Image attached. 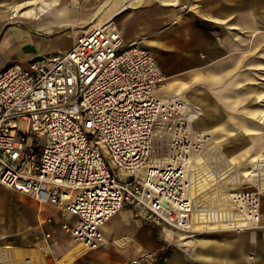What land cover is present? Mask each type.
Returning <instances> with one entry per match:
<instances>
[{
  "label": "built area",
  "instance_id": "2783aa9c",
  "mask_svg": "<svg viewBox=\"0 0 264 264\" xmlns=\"http://www.w3.org/2000/svg\"><path fill=\"white\" fill-rule=\"evenodd\" d=\"M164 82L152 54L125 43L114 19L79 35L63 53L1 70L0 187L75 217L60 229L88 252L103 246L101 228L123 208L192 237L257 229L264 157L251 163L239 188L228 189L224 214L232 226L196 229L197 214L203 221L213 211L191 196L189 162L208 146L209 172L235 174L217 156L212 132L194 127L199 111L156 95ZM168 250L124 264L165 261Z\"/></svg>",
  "mask_w": 264,
  "mask_h": 264
},
{
  "label": "bare ground",
  "instance_id": "6f19581e",
  "mask_svg": "<svg viewBox=\"0 0 264 264\" xmlns=\"http://www.w3.org/2000/svg\"><path fill=\"white\" fill-rule=\"evenodd\" d=\"M143 1L144 3L157 2L161 6L169 8L179 6V0H108L96 9L92 4L86 3V0L83 2L84 6L79 5L77 0H0V31L5 25H13L9 28L10 32L21 33L27 41H32L26 32L18 29L14 24L22 23L27 25L30 30L41 32L43 35H50L53 28L71 27V30L54 38L37 39L36 46L43 53L53 50L52 44L61 39H69L72 44L78 35H86L96 27L113 20L120 13L134 10ZM89 6L93 17L91 21L86 22L89 26L80 30L75 29L74 27L80 24V22L74 20L77 19L76 14L86 16L84 7ZM130 17L122 25L121 35H124L125 30L128 33H130V29L133 30ZM132 33L133 35L137 34V32L136 34ZM252 36L254 37V35ZM199 77V75H196L193 84L189 87L178 82L169 81L170 77H166L167 82L162 86L160 96L163 99L167 97L178 98L199 111L200 117L195 121L194 127L212 132L213 138L211 140L220 149L219 152L216 151L217 156L220 157L223 166L228 168L227 170L231 169L235 174L234 177L223 171L219 176H213L209 172L206 162L209 155L208 146L203 148L188 164L191 196L194 198L199 197L198 200L206 208L213 211L212 214L207 213L208 216L203 221L201 218L203 214H197L195 219L199 225L196 226V229L223 230L232 226L230 219H227L226 214H224L230 207L228 189L239 188L241 186L239 182L246 178L251 163L264 157V110L260 108L252 109L251 105V102L254 103L253 105L263 104L264 96L261 93L255 94L252 99L250 97L246 98V94L243 96L242 91L238 89L240 86L238 79H244V76L236 79L235 83L229 82L227 86H218L219 78L213 76L210 80H207V83L209 81L208 84H205L203 80H198ZM245 80L248 81V78L246 77ZM248 95H251V93L249 92ZM213 118L218 120L217 124L212 123ZM229 121L232 126L227 125ZM236 134L245 137V139L247 136L252 138L242 141L237 147ZM230 165H233L234 168ZM232 181H235V183ZM16 198L17 203L33 208L35 216L39 218L40 207L34 201H29L19 194H16ZM12 209L10 196L0 192V264H51V250L47 241L38 242L34 247L27 249L7 245L8 239L14 235H22V238H26L30 233L24 222H21L20 225L6 224L7 220L12 217ZM117 216L121 219V222L127 223L129 219L128 209L124 208ZM261 222L264 224V216ZM262 226L259 224L258 228ZM103 228H105L104 244L99 249H105L110 243L124 251L131 247L129 237L117 236V230L112 231L107 225H104ZM162 232L169 243L176 244L177 247L189 255L195 256L198 260L206 259L196 251L199 247L208 245L211 242L209 239L188 237L183 232L166 226L163 227ZM241 241L226 239L223 242H218V247L237 250L241 259L245 260L247 255L243 252ZM86 252L87 250L83 245L70 241L68 247L60 258L55 260V263L73 264L74 261L83 257Z\"/></svg>",
  "mask_w": 264,
  "mask_h": 264
},
{
  "label": "crops",
  "instance_id": "0c3cea01",
  "mask_svg": "<svg viewBox=\"0 0 264 264\" xmlns=\"http://www.w3.org/2000/svg\"><path fill=\"white\" fill-rule=\"evenodd\" d=\"M86 3L90 4V2ZM141 3H144V1ZM82 6H84V4ZM90 6L84 7L86 16H79L78 14H76L77 19L74 20L80 22L79 25H81V22H83L82 20L85 21L83 23L85 25L86 21L89 22V13H92ZM136 7L137 8H135L134 10H129L125 15H123L124 12L117 15L115 19L117 29L120 33V29L122 28V25L125 24V20L133 15L132 17H130V24L133 25V30L130 29V33L125 30L124 35H121V33L120 35L125 43H138L141 47L148 50L154 58V54L156 52L155 49L159 47L158 42L159 44L162 42L163 45L166 46V48L173 46V44L171 43L172 39L169 38V36L172 34L170 33L172 32V29L169 25H173L176 20L179 19L182 27L184 25H189L192 26V29H194V31L198 30L196 28L198 24L211 26L212 28H214L213 32H209L211 34H208L204 30L201 31L199 29L198 38L193 40L194 44H196V47L194 46V49L200 48V50L206 52L205 57L206 60L209 61V64L204 65V71L209 68L214 63V61L217 60H220L217 63L220 64L221 67H224V69H222L224 71H222L221 74L236 73L238 71L236 70L237 67H239L241 64L243 67L247 68V71L245 72V74H239V76H234L236 74H232L233 77L231 76V78L233 79L230 82L235 83L236 79H238L240 76H244V79L240 80L246 81L245 78L247 77L248 81L246 82L249 83L252 81L250 77V69L262 67L257 63V60L260 58L256 57H264V48L261 49V53H259V50H257L258 48L257 46H255V43L256 40L260 39H263L264 41V0H179V6L175 8H157L145 5ZM166 8H169V10L171 11L165 12ZM11 26L13 25H5L0 31V53L5 52V45L11 44V49L6 50V53L3 54H7L6 56L10 55L11 57L9 62L6 61L4 64V66L7 65L6 67L14 62H23L27 60L31 56L29 53V49L31 47H36V55H47L54 53H63L69 50L72 46L71 41L69 39H66L67 42L65 45L54 47L53 50L42 53L36 46L37 39L34 38V36H32L28 30L18 28L23 32H26L30 36L32 41H27L25 38H23L24 35H22L21 33L10 32L9 28ZM70 28L71 27L53 28L51 34H53L54 30L59 31L60 34H62L63 32L69 31L67 29ZM200 31L204 33H200ZM132 32H134L135 34L137 32V34L133 35ZM51 34L49 36L50 39L60 35L58 34L55 36ZM158 35L162 37L161 42L156 41ZM252 35H254V37ZM150 36H155V38H151V40L149 39ZM244 41H252L251 46L243 48L242 44H244ZM156 62L158 63L157 60ZM193 62L197 63L196 61ZM185 68L186 66L183 63H180L178 66V69H181V72L185 71ZM160 70L162 72L161 67ZM195 73L201 75L199 77V80H203L205 84H208L209 81L207 83V80H210V78L212 77H205L197 71H195ZM169 77V81L173 82L174 80H171L172 77ZM213 77L218 78V76ZM162 86H160L155 91L156 95L160 98H162L160 96ZM251 91L252 90H248L247 97H250L252 99V97L257 93H252ZM249 92L251 93V95H248ZM253 104L254 103L251 102L252 109L260 108L264 110V103L257 105ZM211 121L212 123H218V120L214 118ZM227 125L232 126L230 121L229 123H227ZM235 138L237 147H239L242 141L249 140V138L252 137L247 136L245 139V137L239 135L237 136L236 134ZM0 188L7 192L6 195L10 196L11 199L13 198V196L16 197V194H19L14 191L6 190L2 187ZM23 197H25L29 201H34L29 197ZM35 203L40 207L39 218L35 216L33 208L22 205L19 202L18 206L13 203V209L16 210L18 214L22 212V222H24L30 230V233L26 238H22V235H20L21 239H35L37 243L41 241H47L51 250V264H56L55 260L60 258L61 254L68 247L69 242L72 241L70 236L60 229V225L62 223L72 225L75 222V217L66 213H61L60 215V211L52 203L42 205L38 204L37 202ZM27 208H29V210ZM118 213H120V211ZM118 213L105 224L107 225V227L110 228V226L116 224L115 222L118 218ZM128 213V222H122L124 226H119L117 228V236L124 235L126 237H129L131 239V247L124 251L121 248H117L110 243L105 247V249H99L100 258H104L107 264H124L125 262L139 256L143 252L160 250L166 246H169L167 259L165 261H159L155 264H264V224L261 222V219L264 216V203L262 204L260 211V225H263L261 228L259 227L257 229L248 230L243 233L217 231L203 233L199 236H196L206 238L211 241L208 245L199 247L196 251L200 255L204 256L206 258L205 260H198L195 256L193 257L181 248L177 247L176 244H171L166 241L165 237L162 235L163 227L165 226L160 227L145 223L141 219L134 217L129 209ZM155 226L159 227V240L156 238L153 232V228H156ZM104 229L105 228H101L103 237ZM46 234H49L48 238L45 237ZM187 236L192 237L189 235ZM66 237H68L69 239H67ZM226 239L232 241L234 239H237L238 241L242 240L241 242L243 244V252L247 255V258L245 260L241 259V256L239 252H237V250H233L231 248H219L218 242H223ZM91 253L92 252L87 251L83 257L74 261L73 264L84 263L86 258L91 257Z\"/></svg>",
  "mask_w": 264,
  "mask_h": 264
},
{
  "label": "rangeland",
  "instance_id": "374dc122",
  "mask_svg": "<svg viewBox=\"0 0 264 264\" xmlns=\"http://www.w3.org/2000/svg\"><path fill=\"white\" fill-rule=\"evenodd\" d=\"M108 0H86V2H90V4H92L94 6V9L100 7L102 4L106 3ZM84 0H77V3L79 5H83ZM153 6V7H157V8H162L163 6L159 5L157 2H151V3H140L138 6ZM129 10L125 11L123 13V15H125ZM171 10H169V8L165 9V12H170ZM88 12V11H86ZM89 20L91 21L93 19L92 14L89 13ZM117 17V16H116ZM116 17L114 18V21L116 19ZM83 22H81V25L75 27V29L80 30L81 28H87L89 25H85L83 24L85 21L82 20ZM87 22V21H86ZM116 24V22H115ZM14 26H16L17 28L23 29V30H28L29 33L34 36V38L36 39H41V38H49L50 35H43L41 32H33L31 30H29V28L27 27V25H24L22 23H18V24H14ZM172 29V33L169 38L172 39V44L173 46H170L168 48H166V46L163 45V43L161 42L162 37H160V35L157 36L156 41H160L161 43L159 44L158 42V46L154 54L156 60L158 61L161 69H162V74L164 75L165 79L166 77L171 76L172 79L180 84H183L186 87H189L193 84V80L194 77L196 75H199L198 73H195V71L200 72L203 76L205 77H210V76H218L219 78V83L218 86L221 85H228L230 81H232L233 78H231L230 76L232 74H236L234 76H239V74H245V72L247 71L246 67H243L241 64L239 67H237L236 70H238L236 73H228V74H221L222 69H224V67H221L220 64H218L217 62H219L220 60L214 61V63L207 68L204 71V65L209 64V61L206 60L205 54L206 52H204L203 50H200V48H196V44H194L193 40L198 38V34H199V29L201 31H205L208 34H211L209 32H213L214 28H212L211 26H205V25H201L198 24L197 25V29L196 31H194V29H192V26H186L184 25L182 27L180 20H176V22L173 25H169ZM71 29V28H70ZM67 29V30H70ZM200 33H204L201 32ZM63 32V31H61ZM60 34L59 31H55L53 32V34L51 35H58ZM161 34V33H158ZM156 36V35H155ZM154 37H149V39L151 38H155ZM152 40V39H151ZM67 42L66 39H61L59 40V42L53 43L52 44V48L54 47H60L62 45H65ZM252 41L248 42V41H244V44H242L243 48H247V46H251ZM195 46V47H194ZM255 46H257V50H259V53H261V49L264 48V41L263 39L260 40H256ZM6 50H10L11 49V44L9 45H5ZM152 51V49H151ZM49 52V51H46ZM4 53H0V70H3L7 65L4 66L5 62H9L10 60V55L6 56L3 55ZM8 53V52H7ZM29 53L31 56H35L37 54V49L36 47H31L29 49ZM9 54V53H8ZM256 58H260L257 60V63L260 64L262 67L260 68H255V69H250L251 71V82H246L244 80H240V86L238 87V89L240 91H242V95L245 96L246 94V98H247V92L248 90H252V93H261L264 95V57H256ZM242 60V59H241ZM193 61H196L197 63H194ZM246 61V60H245ZM244 61V63H245ZM180 63L185 64L186 68L185 71L181 72V69H178V66ZM207 71V72H206ZM201 76V75H199ZM237 78V77H235ZM199 80V79H198ZM166 80L164 82V84H166ZM236 90V88H235ZM0 192L3 193H7L4 190H2L0 188ZM13 203L16 204L18 206L17 203V198L15 196H13ZM12 203V205L14 206V204ZM29 210V208H27ZM26 210V211H28ZM60 215L61 213H63L62 211L59 212ZM22 218H21V213H17L16 210L12 209V217L7 220L6 224H15L18 225L20 224V222H22ZM116 224L110 226V229L113 230H118L117 228L119 226L123 227L124 224H122L121 219L117 218ZM119 224V225H118ZM156 227V226H155ZM118 232V231H117ZM153 232L154 235L156 236V238L159 240V227L153 228ZM67 239H69L68 237H66ZM36 240L35 239H26V240H22L20 235H14L13 237L9 238L7 241V245L10 247H14V248H22V249H27L30 247H34V245L36 244ZM163 243V242H162ZM99 249L96 251H93L90 255L91 257L86 258V260L84 261V263L81 264H107L106 261L104 260V258H100V253H99ZM169 253V251H168ZM168 253H167V257H168Z\"/></svg>",
  "mask_w": 264,
  "mask_h": 264
}]
</instances>
